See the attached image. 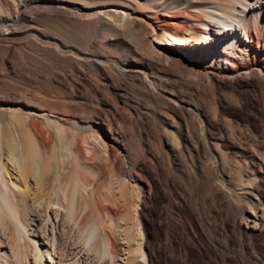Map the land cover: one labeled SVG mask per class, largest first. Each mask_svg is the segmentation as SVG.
Wrapping results in <instances>:
<instances>
[{
  "label": "bare ground",
  "instance_id": "bare-ground-1",
  "mask_svg": "<svg viewBox=\"0 0 264 264\" xmlns=\"http://www.w3.org/2000/svg\"><path fill=\"white\" fill-rule=\"evenodd\" d=\"M72 3L0 0V24L63 52L36 20L107 13L165 62L74 47L111 99L0 119V264H264V0Z\"/></svg>",
  "mask_w": 264,
  "mask_h": 264
},
{
  "label": "rangeland",
  "instance_id": "rangeland-1",
  "mask_svg": "<svg viewBox=\"0 0 264 264\" xmlns=\"http://www.w3.org/2000/svg\"><path fill=\"white\" fill-rule=\"evenodd\" d=\"M66 1L73 4V0ZM68 9L63 17L58 19L42 17L34 24L37 31L50 36L52 42H58L57 45L63 49V52L55 50L53 44L44 43L32 35L17 36L14 33L15 24H0V119L4 120L12 114L13 104L43 109L60 116H70L76 113L90 114L87 111L90 109L88 104H94L102 96L111 99L113 94H108L106 87L103 86V80L96 77L88 63L75 62L67 57V53H71L70 49L74 47L85 51L93 48V51L99 55H121L128 49H122L106 39L122 38L143 56H150L159 63L165 62L163 53L149 55L146 46L147 35L143 28H134V22L118 24L116 18L109 17L107 13L84 17L75 8ZM7 14L10 18L13 17L10 9L7 10ZM89 35L92 38L86 37ZM126 46L128 45L121 47ZM170 57L171 67L181 70L185 75L191 72L188 64L179 55L170 53ZM115 77L114 82L119 83L121 78ZM122 83L118 85L124 87L125 81ZM69 100L74 101L69 102ZM136 193L135 191L133 194L135 200ZM136 212L137 210L135 214Z\"/></svg>",
  "mask_w": 264,
  "mask_h": 264
}]
</instances>
